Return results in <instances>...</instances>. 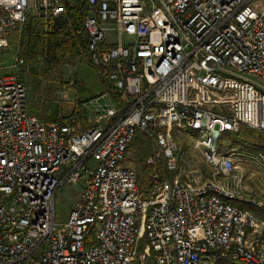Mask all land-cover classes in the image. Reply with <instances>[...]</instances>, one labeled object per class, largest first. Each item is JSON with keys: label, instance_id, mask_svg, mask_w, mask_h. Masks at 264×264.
<instances>
[{"label": "built area", "instance_id": "obj_1", "mask_svg": "<svg viewBox=\"0 0 264 264\" xmlns=\"http://www.w3.org/2000/svg\"><path fill=\"white\" fill-rule=\"evenodd\" d=\"M88 5L90 57L114 99L88 126L79 110L64 121L32 112L26 80L0 67V264H264V189L217 141L264 134V0ZM32 9L51 27L66 0H0V49ZM173 127L197 132L211 168L202 182L162 175L180 164ZM138 131L153 141L145 187L124 164ZM86 173L59 220L58 190Z\"/></svg>", "mask_w": 264, "mask_h": 264}, {"label": "rangeland", "instance_id": "obj_2", "mask_svg": "<svg viewBox=\"0 0 264 264\" xmlns=\"http://www.w3.org/2000/svg\"><path fill=\"white\" fill-rule=\"evenodd\" d=\"M32 12L34 13L33 9L29 15L32 27H37V29L39 28L45 33L51 31V27H46L42 20L37 18ZM39 33L42 35V32ZM21 47L22 36L19 40L12 38L11 45L7 49H0V67L3 71L15 72L26 78L25 72H27L28 69L24 65L25 63L19 65L18 68L13 65L16 58L20 56L19 53H21ZM68 57H70V55ZM43 65V59L37 58V67L40 68ZM62 71L63 78L67 84L61 85L59 80L42 79L40 80L39 90L35 93L32 91L29 80L25 79L28 86L29 106L32 112L40 115L44 119V110L48 107L49 103L51 105L54 103L53 108L51 107L49 110H51L52 114L57 110V116L61 117L64 121L67 118H70L73 112L76 111V107L78 108L76 103L81 101L79 100L80 98L83 100L82 104L86 107H89L91 101L95 104L92 103L90 106L100 107L103 105V108H105L110 102L113 103L114 99L111 96L113 87L111 83L100 74L98 68L92 66L87 60H85L84 54L80 55V58L76 59L74 63L67 61L64 64ZM101 93L103 94L100 95ZM90 111L91 114L88 117L95 118L98 111H92L91 109ZM44 120L49 121L52 119ZM80 120L81 125L84 126L91 122V120L83 114ZM245 131H247V133L244 134L245 136L248 134L247 136H250L264 147V134L249 128H243L238 132L243 134ZM170 132L173 138L180 144V164L178 169L173 172H167L161 166L162 175L170 178L172 175H178L184 180H191L197 183L202 182L209 177L211 168L204 155L205 148L203 146L198 147L195 144V138L198 136L197 132H189L186 129L178 127H173ZM137 134H142L147 142L148 140L150 141V153L148 156L151 155L153 153V141L142 131H139ZM232 138L231 134L225 132L219 136L218 145L222 146L224 149H234L235 155L237 156V165L246 174V182L248 186L264 189V161L260 159L258 151H247L241 150L238 147H231L230 144L233 141ZM136 148V144L132 142L124 160V164L138 171L143 183L142 186L145 187L147 180V178H145L147 174L146 170L147 168L149 169L150 166L144 167V161L148 156L145 160H142L143 157L140 156V152L137 151ZM146 151L149 150L147 149ZM89 163L93 164L92 160ZM169 174H171V176ZM86 176L87 173L81 179L80 186L86 184ZM80 190L81 188L79 186L69 183L64 184L58 190L55 204L59 220L67 219L71 209L80 199ZM147 264H155L150 260V256L148 257Z\"/></svg>", "mask_w": 264, "mask_h": 264}, {"label": "trees", "instance_id": "obj_3", "mask_svg": "<svg viewBox=\"0 0 264 264\" xmlns=\"http://www.w3.org/2000/svg\"><path fill=\"white\" fill-rule=\"evenodd\" d=\"M66 14L61 16L51 26V31L43 32L37 27H32L30 19L25 26L22 35V47L20 55L25 58V66L28 73L25 72L26 78L35 93L39 90L40 80H59L61 85L67 84L63 78V66L69 61L74 63L80 55L84 54L92 66H95L90 58L89 36L85 28V18L89 12L88 0H66ZM42 32V35L39 33ZM70 55V57H68ZM37 58H42L44 65L37 67ZM36 63V65H35ZM97 68V66H95ZM105 78V77H104ZM106 79V78H105ZM107 80V79H106ZM49 103L44 110V119H59L56 111L52 114ZM233 137L231 147H238L241 150L260 151L264 147L250 136H245L239 132H228ZM137 146V151L145 160L150 153V141L144 139L142 134H137L133 141ZM149 151H146V150ZM171 176V174H169ZM173 177V175H172ZM261 214L264 216V212Z\"/></svg>", "mask_w": 264, "mask_h": 264}, {"label": "crops", "instance_id": "obj_4", "mask_svg": "<svg viewBox=\"0 0 264 264\" xmlns=\"http://www.w3.org/2000/svg\"><path fill=\"white\" fill-rule=\"evenodd\" d=\"M19 55H20V53H19ZM21 56V55H20ZM103 93H101L100 95H102ZM100 95H97V96H100ZM79 97V96H78ZM78 97H73V98H78ZM72 98V99H73ZM79 100H81L80 102H78V103H76V105L78 106V108L76 107V111L77 110H79V111H82V114L84 115V116H86V117H88L90 114H91V111H90V109L92 110V111H98V110H101L102 108H103V105H101L100 107H94V106H90L92 103H94V102H90V104H89V107L87 106H84L83 104H82V102H83V100L80 98ZM74 101V100H73ZM95 104V103H94ZM91 123V122H90ZM90 123H88L86 126H88Z\"/></svg>", "mask_w": 264, "mask_h": 264}, {"label": "bare ground", "instance_id": "obj_5", "mask_svg": "<svg viewBox=\"0 0 264 264\" xmlns=\"http://www.w3.org/2000/svg\"><path fill=\"white\" fill-rule=\"evenodd\" d=\"M28 20H29V19H28ZM26 25H27V24H26ZM103 77H104V76H103ZM108 81H109V80H108ZM109 82H110V81H109ZM110 83H111V82H110ZM111 85H112V84H111ZM112 87H113V86H112ZM97 114H98V113H97ZM138 132H139V131H138ZM138 132H137V133H138ZM136 135H137V134H136ZM136 135H135V136H136ZM220 136H221V135H220ZM134 138H135V137H134ZM218 139H219V137H218ZM218 139H217V141H218ZM133 140H134V139H133ZM132 142H133V141H132ZM165 171H167V172H173V171H169V170H165ZM77 186H79V187L81 188L80 185H77Z\"/></svg>", "mask_w": 264, "mask_h": 264}, {"label": "water", "instance_id": "obj_6", "mask_svg": "<svg viewBox=\"0 0 264 264\" xmlns=\"http://www.w3.org/2000/svg\"><path fill=\"white\" fill-rule=\"evenodd\" d=\"M211 63L213 64V63H215V62L212 60Z\"/></svg>", "mask_w": 264, "mask_h": 264}]
</instances>
